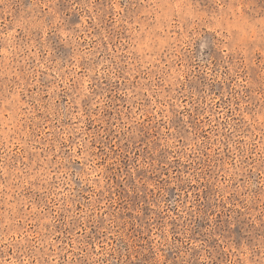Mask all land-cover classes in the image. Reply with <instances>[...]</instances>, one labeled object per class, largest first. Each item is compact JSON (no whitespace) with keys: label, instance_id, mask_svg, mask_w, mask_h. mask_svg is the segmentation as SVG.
Returning <instances> with one entry per match:
<instances>
[{"label":"rangeland","instance_id":"1","mask_svg":"<svg viewBox=\"0 0 264 264\" xmlns=\"http://www.w3.org/2000/svg\"><path fill=\"white\" fill-rule=\"evenodd\" d=\"M0 264H264V0H0Z\"/></svg>","mask_w":264,"mask_h":264}]
</instances>
